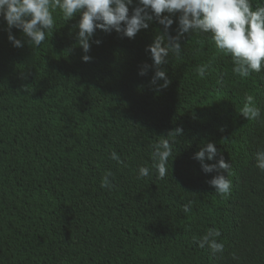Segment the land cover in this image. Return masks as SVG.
Masks as SVG:
<instances>
[{"label": "trees", "instance_id": "trees-1", "mask_svg": "<svg viewBox=\"0 0 264 264\" xmlns=\"http://www.w3.org/2000/svg\"><path fill=\"white\" fill-rule=\"evenodd\" d=\"M53 17L38 48L12 27L17 48L0 16V264H264V172L255 167L264 70L236 75L231 56L193 32L179 41L181 57L161 65L170 83L160 88L146 51L163 32L155 20L134 39L97 29L85 53L79 16ZM246 95L261 118L240 114ZM161 142L172 151L166 176L137 178ZM209 142L218 155L204 162L231 165L224 196L208 183L218 173L193 158ZM108 171L110 189L101 187ZM209 229L223 253L199 246Z\"/></svg>", "mask_w": 264, "mask_h": 264}, {"label": "clouds", "instance_id": "clouds-1", "mask_svg": "<svg viewBox=\"0 0 264 264\" xmlns=\"http://www.w3.org/2000/svg\"><path fill=\"white\" fill-rule=\"evenodd\" d=\"M0 0V16L8 25V39L14 47H23L20 39L11 34V28L22 30L27 42L33 47H40L46 39V33L54 27L53 12L57 9L66 20L79 16L74 25L78 29L77 44L87 53L90 50V40L97 29L111 33L113 30L123 36L134 39L138 32L147 29L155 20L163 26V32H157L153 42L148 45L153 65L156 68L151 80L156 84L159 80L164 83L160 88H166L170 81L161 65L168 63L169 55L179 59L183 47L180 39L184 34H208L216 49L232 58V71L247 78L252 73L264 70V5L253 7L251 0ZM177 17L176 35L169 33L173 25V16ZM97 45L101 41H95ZM84 62L91 60L89 55L82 56ZM148 65H144L140 75H146ZM209 65H201L198 69L203 78ZM247 120L261 118V110L255 105L254 97L245 96V103L240 113ZM264 120V118H262ZM177 136L183 132L181 128L173 131ZM172 155L167 142L154 146L151 159L152 168L139 166L137 178L147 177L155 169L162 179L167 174L168 158ZM218 155L217 148L211 142L207 143L193 156L200 162L205 173L217 172L208 183L215 192L224 196L230 192L231 181L227 178L230 164L221 157L216 164L205 163ZM111 158L120 162L119 156L113 152ZM255 167L264 172V150L255 153ZM112 173L106 172L101 179V187L110 189ZM188 212L189 207L184 206ZM220 232L209 229L198 241L200 247L207 246L213 254L223 253L224 245L215 237Z\"/></svg>", "mask_w": 264, "mask_h": 264}]
</instances>
